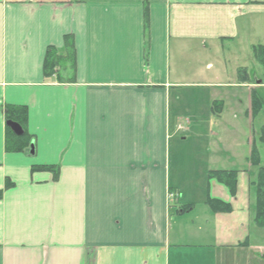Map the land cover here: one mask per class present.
<instances>
[{
	"label": "crops",
	"instance_id": "1",
	"mask_svg": "<svg viewBox=\"0 0 264 264\" xmlns=\"http://www.w3.org/2000/svg\"><path fill=\"white\" fill-rule=\"evenodd\" d=\"M67 35L76 77L60 83L44 59ZM259 46L264 0H0V264H264ZM7 105L27 107L25 152L6 150ZM217 170L238 171L235 193Z\"/></svg>",
	"mask_w": 264,
	"mask_h": 264
},
{
	"label": "trees",
	"instance_id": "2",
	"mask_svg": "<svg viewBox=\"0 0 264 264\" xmlns=\"http://www.w3.org/2000/svg\"><path fill=\"white\" fill-rule=\"evenodd\" d=\"M146 28L148 26V14L146 11ZM64 50L60 51L54 46L48 47L44 59V76L46 78L54 77L60 83H72L76 77V46L72 35L64 38ZM254 52L260 63L264 66V46L254 48ZM264 106V100L257 91H252V115L257 114ZM6 122H16L23 128V135H16L6 124V150L12 152H25L32 145L34 137L27 130L28 110L25 106L7 105L5 107ZM255 137V136H254ZM252 140V150L249 162L252 167L257 168L255 177L251 181V187L254 194L253 220L257 227L264 228V127L260 135ZM35 169L51 170L56 174L58 169L54 166H39ZM211 177L217 178L226 185L232 193L237 188L236 170H217L211 171ZM208 204L214 212H229L231 206L221 200L210 199Z\"/></svg>",
	"mask_w": 264,
	"mask_h": 264
},
{
	"label": "rangeland",
	"instance_id": "3",
	"mask_svg": "<svg viewBox=\"0 0 264 264\" xmlns=\"http://www.w3.org/2000/svg\"><path fill=\"white\" fill-rule=\"evenodd\" d=\"M253 58L251 59H248L247 60V66H248V70L253 72V77L255 75H258L259 77H263L264 78V66L259 63L255 58L254 56H252ZM207 63H211L213 65V69L212 71H214L217 66H215V59L214 58H211L209 60L206 61ZM263 97H264V94H263ZM186 117H183V120H182V123L181 125L182 126H186V123H187V126H189V123L186 122L187 118H190L189 116L185 119ZM264 127V106L263 108L255 115H253V127H251L249 130H248V134L251 132V135L252 136H255L254 138H257L259 135H260V132L262 130V128ZM186 140H189L188 138ZM183 143H181V148L185 151H191L192 149H194L193 147V144L191 142H187V141H181ZM179 142L177 140H174V150L176 151L177 150V147H180V145L178 144ZM262 150V153L264 152L263 149ZM257 171V168L255 169V173ZM253 193V191H252ZM254 196V194H253Z\"/></svg>",
	"mask_w": 264,
	"mask_h": 264
},
{
	"label": "water",
	"instance_id": "4",
	"mask_svg": "<svg viewBox=\"0 0 264 264\" xmlns=\"http://www.w3.org/2000/svg\"><path fill=\"white\" fill-rule=\"evenodd\" d=\"M7 125L13 130L16 135H23L24 131L20 124L9 121Z\"/></svg>",
	"mask_w": 264,
	"mask_h": 264
},
{
	"label": "built area",
	"instance_id": "5",
	"mask_svg": "<svg viewBox=\"0 0 264 264\" xmlns=\"http://www.w3.org/2000/svg\"><path fill=\"white\" fill-rule=\"evenodd\" d=\"M171 197L173 198V197H174V195H173V194H171Z\"/></svg>",
	"mask_w": 264,
	"mask_h": 264
}]
</instances>
